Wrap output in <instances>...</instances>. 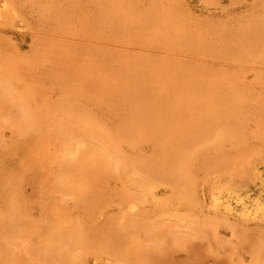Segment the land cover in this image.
<instances>
[{
  "label": "rangeland",
  "instance_id": "374dc122",
  "mask_svg": "<svg viewBox=\"0 0 264 264\" xmlns=\"http://www.w3.org/2000/svg\"><path fill=\"white\" fill-rule=\"evenodd\" d=\"M32 1L35 2V5L28 2L29 6L22 0L13 2V4H19L18 7L15 6L16 4L13 6L17 7L16 11L22 5L19 12H23L22 16L27 13L26 20L20 16L18 11V17H22L24 21L18 17L14 23L9 24L0 20V72L5 73L7 67L10 70H18V73L11 76L13 85L17 91L29 94L27 104L30 108L44 107L41 112H44L45 116L39 118L32 126L22 123H20L21 126H18L15 107L0 106V221L4 220L9 213L7 207L9 198L4 195V190L14 189L15 186L14 198H17L21 211L30 221L27 226L28 237H30L28 242L32 247H37L44 243L43 240L46 241L47 237L46 221L41 216L42 213L46 212L50 218L55 220L61 219L63 225L74 219L80 220L84 225V231H94L93 233L85 231V233L93 235L99 230L106 232L115 228L112 226L113 220L122 214L131 197L139 196L143 200L137 209L132 211V221L127 223V226L125 225L126 230L131 234L128 240L130 244H125V247L134 248L139 238L142 241L140 248L148 247V244H151L152 247L146 251L145 256H136L138 259L146 261L148 264L251 263L254 252L253 245H262L260 249L264 246V224H262L264 222H246L231 217L229 220L236 225L235 232L228 225L216 224L212 226L215 228L214 230L207 226L202 231L194 233L191 227L196 226V222L186 223L184 220L185 222L180 223L181 221H179L178 223L183 226L184 230L181 233L186 236L187 242L181 244L166 241L167 237H163L164 233L176 227L175 221L168 214L170 207L176 203L180 185L177 179L170 180L168 173L162 172L159 186L150 192L146 187V179L151 175H158L159 162L164 160L165 152L170 154L178 149V145L173 139L158 136L159 129H161L159 127L178 129L183 122L190 121L193 112L194 114L200 112L197 115H201L203 109L206 110L210 106L213 96H220L226 90V85L232 83V80L224 79L225 74L228 75L227 77L235 76L234 80L239 84L236 93L246 102L248 101V110L258 107L256 111L263 117L264 28H261L262 32L260 30L257 33L256 37L258 38H253L255 41L244 34L235 35V33L237 28L248 23L252 13L254 17V12L258 13L264 10V2L260 4V0H210L207 8L205 3L198 0H176L177 3L174 0L157 1L161 5H157L158 3H154L152 0H134L136 1L134 10L140 11V16L154 15L155 13L154 16L158 19L156 20L153 16L152 27L141 29L132 27L133 29H131L129 26H133L136 17L131 18L130 21H127L128 23L125 20L127 24L124 21L119 22L120 25L117 22L113 23L110 21L113 17L112 13L109 15L106 11L107 14L102 13H105L106 16H104L105 14L99 16L101 13L96 0ZM50 2L58 8H61L62 4L65 10H63L62 16L55 18L56 21L51 19L53 22L48 21V24L42 17H39V13L49 9ZM167 6L174 9L177 7L175 9L177 14L175 18L177 19L174 20H177L178 23L176 24L171 19L172 21L168 22L167 31L162 33L164 36H155L153 31L155 29L157 31L158 28H155L158 26L157 23L163 22L162 19H165L161 18L159 10L161 7L168 9ZM258 6L262 7L258 8L259 11ZM95 8L97 9L95 10ZM65 11L67 12L65 13ZM157 13L160 14L157 15ZM178 15L183 16L179 18ZM110 16L111 18L108 19ZM163 16L166 17V14L163 13ZM121 23H123L122 26ZM196 23V28H198V32H202V35L213 31L212 27L215 25L221 27L220 23L226 24V27L222 24L224 30L221 29L217 34H210L211 36L203 35L202 38L206 39L204 42L203 40L201 42L192 40V43L190 37V40L188 37L177 40V37L173 35L175 31L194 27ZM225 28L228 32L225 31ZM212 36L214 37L211 38ZM221 39L225 42L235 41L234 49L220 52L217 47ZM34 47L38 50H35ZM35 51L39 53L35 56L36 60L32 56ZM4 60L6 62H3ZM12 63H15V66ZM6 72L8 73L9 70ZM60 103H65L75 109L80 108L81 110H78L81 116L89 119V122H92L94 126L103 129L116 140L120 155L129 156V159L134 160L136 156L137 159L146 153L144 157L147 158L143 159L152 169L145 174L142 172V175L138 174L139 179L135 173L130 171L132 164L129 165L130 167L121 169L117 177L104 173H101L102 175L95 174L90 169L83 170L80 172L79 179L86 187L88 186L86 190L89 193L84 200L72 197L66 192L69 180L63 155L78 146L81 136L75 137L65 131L58 130L54 117L66 114V110L59 107V110L54 113ZM260 104H263V107ZM36 110L40 113L39 109ZM152 117L156 121V131L153 132L152 129L149 130L148 126ZM262 120L264 121V117ZM259 121L256 124L254 121V123L251 121L253 124L250 121L245 123V134L241 135L242 140L239 138L241 141H238L242 144L246 138L243 136L248 133L249 140L246 139L250 141V146L247 140H244L247 146L246 144L240 145L243 154L255 155L257 152L264 154V140H262L264 134H261L264 133V122ZM258 126L259 130L257 129L255 135H252ZM258 131L263 137L259 135ZM244 141L243 143H245ZM220 144L221 146L217 150L193 144L196 146L195 152L197 148H200L197 152L199 154L196 153L198 157L194 158V152V160L190 159L189 163L192 166L195 165L189 168H192L190 173H194V176L192 174L196 185L194 189H197H195V196L199 200H196L198 203L194 216L196 220L206 214L207 209H205L204 201L207 203L209 200L208 193L214 182L224 177V174L221 177L223 172L228 175L227 165L232 164L236 155L241 153L240 148L237 149L238 151H233L234 147L230 149L229 146L232 145L228 140H222ZM245 146L247 148H244ZM253 147L255 151H253ZM207 149L208 151L211 149L210 154ZM244 149L251 150L248 153ZM203 150V154L200 153ZM138 152H140L139 156ZM141 152L144 153L141 154ZM202 158L204 162H201ZM147 159L148 162H146ZM223 168L224 171H222ZM216 175L219 177L217 178ZM85 177L88 179L86 180ZM180 210L183 209L180 208ZM237 227L245 229L248 236L245 231L243 232L239 228L237 230ZM254 235L260 238L255 239ZM132 237L136 239L133 240ZM93 241L94 239L90 242L91 246L94 243L93 248L89 244L88 248L84 249L87 254L83 253L84 250L79 253L78 257L82 260L79 264H101V260H103L102 264H115L113 259H111L112 261L105 260V256L101 255L102 252H99L97 244L95 245L96 238L95 242ZM6 243L4 245L7 246L8 243ZM4 245L0 246L2 250L9 247ZM11 247L13 248V246ZM11 247L8 248L9 251ZM262 251L264 256V250L261 249ZM96 255L97 258H95ZM7 257L0 254V264L10 262V257L9 260ZM24 257L27 258L23 264H28V259L31 257L28 258V255L16 256L14 264H22L20 262ZM54 263L55 260L52 261V264ZM29 264L32 263L29 262Z\"/></svg>",
  "mask_w": 264,
  "mask_h": 264
},
{
  "label": "bare ground",
  "instance_id": "6f19581e",
  "mask_svg": "<svg viewBox=\"0 0 264 264\" xmlns=\"http://www.w3.org/2000/svg\"><path fill=\"white\" fill-rule=\"evenodd\" d=\"M16 1H18V0H16ZM22 1L24 3H27V4H29L28 2H30V4L33 3L32 0H22ZM73 1H75V0H72V2ZM96 1L99 4V5L97 4V6H99V12L101 13L99 16H103L106 13V11L109 15H111V13H112V16H113L112 18L114 20L111 18V16L108 19L111 18L110 21L113 23L117 22L118 25H120L119 22H122V21L125 22V20L127 22V21H130L131 18L136 17L135 23L133 24V26L128 25L131 29H133L132 27H134L136 29H141V28H145V27L148 28L150 26L152 27V21L154 20L153 16L155 15V13H154V15L149 13L150 15L140 16V13H139L140 11L138 12V11H136V9L134 10V5L136 3V1H134V0H96ZM153 1H154V3H158L157 5L160 4L159 3L160 0H152V2ZM157 1H159V2H157ZM174 1H176V0H174ZM198 1L205 3L207 8H208L207 4H208V1H210V0H198ZM260 1H261L260 4H263L262 2H264V1H262V0H260ZM13 2H15V0H13V1L12 0H0V20H2V22H4V23H7V24L14 23L15 19H17L18 15H19V13H20V16L23 15V12L22 13L19 12V10H21L20 8L22 5L19 6L20 7L19 10L17 9V11L19 12L18 13L16 11V8L18 7L17 5H19V4L15 3L16 4L15 5V4H13ZM177 2L178 1H176L175 3H177ZM34 3H33V5H35ZM50 3L51 4H50L49 9L46 8L47 10L41 11L39 13L40 14L39 17H42L46 22H48V21L53 22V20H55V18L62 16L63 10H65L63 8L62 4L60 6L61 8H58L52 2H50ZM30 4H29V6H30ZM46 4H48V3H46ZM14 5L17 7L16 8L13 7ZM70 5H71V3H70ZM172 6H174V5H172ZM167 8H168V6H167ZM199 8H201V7H199ZM258 8H260V6H258L257 9ZM27 9H25V10H27ZM96 9L97 8H95V10ZM175 9L172 7H169L168 9H166L165 7L164 8L161 7V9L159 10L161 12V15H162L161 18H165V19H162L163 22L160 21V23H157L158 26L155 25V21H154V25L156 26V27L155 26L154 27L158 28V29L160 27L159 31L157 29L158 32L156 31V29L153 31L155 36H164L162 33H165V31H167V28L169 26L168 22L172 21L171 19H173V20L177 19V18H175L177 15ZM180 9L183 10V8H180ZM260 9H258V11ZM86 10H88V9H86ZM139 10H140V8H139ZM156 10H158V9H156ZM82 11H84V10H82ZM66 12L67 11H65V13ZM103 12H105V13L102 14ZM90 13H91V11H90ZM163 13L166 14V17L163 16ZM255 13L256 12H254V15H255L254 17H253V13H252V17L250 16L251 19L249 18L250 20H248V23L246 22V24L244 26L236 29L237 32L235 33V35L244 34L245 36L252 38V39L258 38V37H256V36H258L257 33L261 30V28H264V10L260 11L256 14ZM68 14H69V12H68ZM106 14L104 16H106ZM137 14H138V16H137ZM158 14H160V13H157V15ZM26 15H27V13H26ZM26 15L22 16L23 19H25V20L28 18ZM95 15H97V14H95ZM183 15H180V16H183ZM20 16L18 18L22 19V17L20 18ZM65 16H67V15L65 14ZM99 16H98V18H99ZM180 16L178 15L177 17L180 18ZM24 17H26V18H24ZM154 18H155V16H154ZM51 19H53V20L51 21ZM59 22H60V20H59ZM67 22H66V24H67ZM174 22H176V24L178 23L177 20L176 21L174 20ZM100 23H102V22H100ZM125 23H124V25H125ZM182 23H184V22H182ZM197 23H198V21H197ZM197 23L194 25V27L186 28V29H179V30H177V32L175 31V33L173 35L175 37H177V40H178V38L185 39L187 37L188 38L190 37V38H192L191 41L192 40H198L201 42L203 40V42H204L206 39H203L202 37H204L208 34L209 35L210 34L211 35L217 34L221 29L224 30V28H223L224 25L226 27V24H224V23H220L221 24L220 26L222 28L218 27L217 25H215V27L211 26L213 31L208 32V34H206V35L203 34L204 35L203 36L202 32L199 31L200 32L199 33L197 30L198 28H196ZM48 24H49V22H48ZM129 24H130V22H129ZM200 24L201 23L199 21V25ZM214 24H217V23H214ZM222 24H224V25H222ZM0 25H1V23H0ZM122 25H123V23H121V26ZM212 25H213V23H212ZM12 26H13V24H12ZM81 26H83V25H81ZM228 26L229 25H227V27ZM115 27H116V25H115ZM187 27H189V26H187ZM95 28L97 29V26ZM87 29H89V28H87ZM226 30L227 29L225 28V31ZM227 32H228V30H227ZM261 32H262V30H261ZM205 33H207V32H205ZM229 33H230V31H229ZM151 35H153V34H151ZM213 37L214 36H212L211 38H213ZM260 37H261V35H260ZM190 38H189V40H190ZM211 38L209 37V39H211ZM209 39L207 38V40H209ZM192 43H193V41H192ZM199 44H201V43H199ZM235 45H236L235 41L231 40V41L225 42L224 40L221 39L220 44L217 48L220 50V52H226V51L233 50ZM35 50H38V49L35 48ZM31 52H33V51H31ZM36 55H39L38 51L37 52L35 51V54L32 55L34 59L36 58L35 57ZM0 58H1V56H0ZM21 58H22V56H21ZM30 61L31 60L29 59V62ZM3 62H6V61L4 60ZM12 62H14V61H12ZM15 62H16V60H15ZM4 64H3V67L5 65L8 66L9 63L5 64V65ZM12 64L15 66V63H12ZM12 64H11V66H13ZM69 64H67V65H69ZM20 66H21V64H20ZM1 67H2V65H1ZM100 67H101V65H100ZM7 69L9 70V72H8L9 74L6 72V71H8ZM7 69L5 70V73L0 72L1 73L0 74V106L9 105V106L15 107L16 116H17L16 123L18 126H21L20 123H22L24 125L32 126L34 124V122H36L39 118L45 116L44 112H41V109H43L44 107L32 109L28 106L29 104H27V103H28V99H29V94L17 91V89L15 88V86L13 85L12 80H11V76H13L14 73H16L18 70L17 71H15V69L10 70L9 67H7ZM2 72H4V71L2 70ZM227 76L225 74L224 79H230V80H232V83L230 85H226V90H224V92H223L224 94L222 93L220 96H218V95L213 96L212 101L210 103V106L206 110L203 109V111L201 112L202 113L201 115H199V116L197 115V114H200V112H198V111H195V112H198L195 114L193 112V114H191L192 116L189 119L190 121L183 122L182 125H180V128H178V129L162 128L161 126L159 127L161 129H159L160 132L158 133V136H160L162 138L173 139L175 141V143H177V145H178V149L171 152L170 154L165 152L164 160L159 162L160 165H159V169L157 171L158 175H151L149 178L146 179V187L148 188V191H150V192L153 189L157 188V186H159V184H160L159 180L162 177V172L168 173L170 180L172 178L177 179L179 182V185H180V193L176 199V203L172 207H170V212L168 214L170 216V218H173V220L175 221L176 227L169 229L164 233L163 237H167L166 241L169 240V241H172L174 243H181V244H185L187 242L188 239L186 238V236H184L181 233L182 230H184V229H183L182 225H181L182 227L179 225V223H178L179 221H181L180 223H183L185 221H186V223L189 221H193V222L195 221L197 225L191 227V229H193L194 233L202 231V229L207 228V226H209L211 228L212 226H215L216 224L217 225L218 224L228 225L231 227V230L233 228L234 230H232V231L235 232L236 225L234 222H231L229 220V218H231V217L235 218L237 220L246 221V222H248V221H256V222L262 221V222H264V154L262 152L261 153L257 152V154H255V155H253L251 153L248 155L242 153V149H241L240 145L246 144V146H247V143L244 140L248 139V137H247L248 133H247V135L243 136V138L244 137L247 138V139L245 138L243 140L245 143H243V141H242V144H241L238 141L241 139V135L245 134V132H244V129L246 128L245 123L249 122V121L250 122L254 121L256 124V122H258L259 120L263 121L262 119L264 117V114L262 112L263 117H261V115L258 114L259 112L256 111V109H258V107L256 109L249 107L253 113L250 112L251 111L250 109H249L250 111L248 110V108H247L249 106L248 101L246 102V100L244 98H241L236 93L239 89V84L236 80H234L235 76H233V75H232L233 77L231 75L229 77H227ZM223 82H225V81L223 80ZM65 105H66L65 103H60L59 106H57V109L54 108L55 109L54 113L56 112V110L57 111L59 110L58 107L66 110L65 115H60V116L54 115L58 130L59 131H61V130L65 131L69 135H74L75 137H77L78 135H79V137L81 136L80 140L78 141V144H77L78 146H76L71 152H68V153L63 155V162L66 165L67 175H68V180H69V182H67L66 192L68 194L72 195V197H76V198L78 197L79 199L84 200V199H86V197L89 193L86 190V189H88V186L86 187L85 184L83 183V181L79 179L80 178V172H82L83 170L90 169V171H92V173H95V174L104 173L107 175H112V176L114 175L115 177H117V175H119V172L121 171V169L130 167L129 165L132 164L131 165L132 168L130 167V171L135 173V175H137L138 179H139L140 176L138 174H140V175H142L143 173L145 174L152 169V167H150L149 165H147V163H145V159H143L146 157V156L144 157V155L146 153L144 155H141L137 159H136V157H137L136 156L134 158V160L129 159L128 158L129 156L124 157V156L120 155V149H118V146L116 144V140L114 138L110 137V135H108L103 129L94 126L92 124V122H89V119L85 118L83 115L81 116L80 115L81 113L79 111V110H81L80 108L75 109V107H72L70 105H66V106ZM260 105H261V107H263V104H260ZM259 108H260V106H259ZM36 109H39L40 113H38V111ZM45 109H48V108L45 107ZM254 110H255V112H254ZM199 124H201L200 127H199ZM155 125H156V121L152 117L150 119V123H148L149 130L152 129V132L156 131ZM257 125H258V123H257ZM260 125H262V124H260ZM198 127H199V129H198ZM253 128H256V127H253ZM257 129L259 130V126H258V128H256L254 133H252L250 131L252 133V135L253 134L255 135V132L257 131ZM260 130H261V127H260ZM251 133H249V134L251 135ZM258 133H259V131H258ZM261 134H264V133H261ZM259 135H260V133H259ZM261 137H263V136H261ZM261 137H259V138H261ZM222 140L230 141V143L232 145V146H229L230 149L232 147H234L235 149H233V151L234 150L238 151L237 149L240 148L241 153L237 152L238 154L236 155V157L232 156L233 158L235 157V160L232 164L227 165L228 175H226L224 172L223 173L221 172L222 173L221 177H223V174H224V177L220 178L218 180L216 179L217 181H215V182L213 181L214 184L212 182L213 185L211 187V190H209V193H208L209 200L207 201V203H205V201H204L205 209H207L206 214L204 212H202L205 215L203 217L200 216V219L196 220L194 218V216H195V211H197L196 209H197L198 203L196 202L197 199L195 196V189L196 188L194 189V186H196L195 182H194L195 180L193 178L194 173H190V169H192V168H189L192 166L191 164H189L190 159H193V155H194V152H195L197 145L200 146L203 143L201 145L202 147L207 146V147H210L211 149L216 148V150H217V148L219 149V147L221 146L220 142ZM248 140H247V142L249 143L250 141H248ZM257 140H260V139H257ZM262 140H264V139H262ZM200 142H201V144H200ZM236 143L237 144L239 143L238 145L240 147ZM193 144L194 145L196 144V146H194ZM234 144H236V145H234ZM246 146L244 148H247ZM249 146H250V143H249ZM263 146H264V144H263ZM258 148H259V146H258ZM198 149H200V148H197V151L195 152L194 158L197 154H199V153H197L199 151ZM208 149H207V152H209L211 150L210 149L208 151ZM249 151H248V153H249ZM253 151H255L254 147H253ZM202 152H204V150L201 151L200 153H202ZM210 152H209V154H210ZM139 153L140 152H138V156H139ZM143 153L141 152V154H143ZM229 155H230V153H229ZM234 155H235V153H234ZM207 156H208V154H207ZM207 156H206V158H207ZM148 157H149V155H148ZM196 157H198V156H196ZM209 157H211V156H209ZM223 157H222V159H223ZM227 159H226V162H227ZM146 162H148V159ZM201 162H204V159ZM229 162H231V161H229ZM191 163H193V161H191ZM148 164L152 165L151 163H148ZM204 164H202V166ZM193 166H195V165L193 164ZM213 166H215L214 163H213ZM209 167H208V170H210ZM199 171H201V170H199ZM222 171H224V168ZM141 172H142V174H141ZM192 174H193V176H192ZM87 175L89 176V174H87ZM218 177L219 176H217V178ZM85 178H86V180L88 179L87 177H85ZM195 179H196V177H195ZM197 181H199V180H197ZM4 192H3L4 195H6L7 198H9L7 201L8 202L7 207H8L9 213H8V216L4 220L0 221V241L3 242V243L1 242L2 244L0 243V246L4 245L7 242L8 243V244L6 243L7 246L6 245H4V246L5 247L13 246V248L11 247L10 251L8 249L9 247L6 250L5 249L2 250L0 248V251H1L0 254H2L3 256H6V257L7 256L10 257L11 263L10 262H8V263L14 264L16 256L19 257V256L28 255V258L31 256L28 260L32 264H52V261H54V260H55L54 264H57V263L58 264H73V263L79 264V263H81L80 261H82L80 259V257H78L79 253H81V251L83 252L84 249L86 250L88 248L89 244H90V247L93 248L94 243H93V246H91L90 242L93 239H94L93 242H95V238H96L95 245L97 244V248L99 249V252H102L101 255L105 256V260L113 259L114 260L113 263H115V264H118L119 262H120L119 264H148V262L142 261V260L138 259L136 256H145L146 251H149V249L152 247L151 244H148V247L140 248L142 241L139 240L140 239L139 238V239H137V243H135L136 245L134 246V248H131L128 246H126L127 248L125 247V244H127V245H128V243L130 244V241L128 242V240H129V237H131V234L126 230L127 223H130L132 221V214L131 213L133 210L137 209V207L139 206V204L143 200V198H141L139 196L131 197V200L125 206L122 214H120V216L118 218H115L113 220L114 222L112 223V226H115V228L108 230L106 232H101V230H99L98 233L93 234L95 236L88 235L85 233L86 230L84 231V227H83L84 225L80 220L74 219L75 221L73 220L72 222H69V223L67 222L66 225H63V223L60 221L61 219L60 220L52 219V218H50V215H47L46 212H44L41 214V216L44 217V219L46 221L45 222V226H46L45 229H46V234H47L46 241L43 240L44 243L39 244V245H37L38 244V242H37V244H36L37 247H32V245H30L28 242L30 240L29 239L30 237H28L29 234H28L27 226H28L30 221L28 220V218H26L27 217L26 214L23 211H21V206L19 205L17 198L16 199L14 198L13 192H16L15 186H14V189L13 188H7L6 190H4ZM197 201H199V200H197ZM179 207L183 210H180ZM200 208L202 209V207H200ZM37 222H38V220H37ZM262 224H264V223H262ZM184 227L186 228L185 224H184ZM238 228H239V230H243L240 227H237V230H238ZM260 228H262V227H260ZM211 229L214 230L215 228L212 227ZM244 231L246 234L245 229L243 230V232ZM260 231H262V229H260ZM86 232L93 233L94 231H86ZM236 232L238 233V231H236ZM257 232L259 234V231H257ZM254 233H255V230H254L253 234ZM250 234H249V236H250ZM260 235H262V234H260ZM247 236H245V237L248 238ZM254 237H255V235H254ZM259 238H260L259 236L255 237V239H259ZM131 239L135 240L136 238L132 237ZM252 239H253V237H252ZM157 241H158V239L156 240V245H157ZM9 242H10V245H9ZM257 245H253L254 252L252 254V261L249 260L251 262L249 264H264L263 251L261 252V249L264 250V246H263V248L260 249V247L262 245L261 246H260V244H259V246H257ZM85 250L83 252L84 254L86 252ZM90 251H91V249H90ZM86 254H87V252H86ZM92 254H94V252H92ZM34 256H37V257H34ZM133 256H135V257H133ZM9 257H7L8 260H9ZM24 258H25V261H24ZM24 258H23L22 262H20V261L19 262L22 264L24 262H26L27 257H24ZM95 258H97V255L95 256ZM140 258L142 259V257H140ZM3 259H5V258H3ZM100 259H102V258H100ZM94 261H95V259H94ZM102 261L103 260H101V264H102ZM29 262H28V264H29Z\"/></svg>",
  "mask_w": 264,
  "mask_h": 264
}]
</instances>
